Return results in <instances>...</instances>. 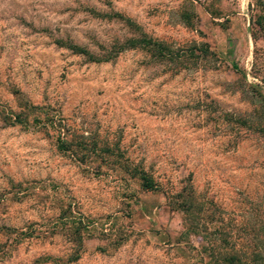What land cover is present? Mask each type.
Listing matches in <instances>:
<instances>
[{
    "label": "rangeland",
    "instance_id": "1",
    "mask_svg": "<svg viewBox=\"0 0 264 264\" xmlns=\"http://www.w3.org/2000/svg\"><path fill=\"white\" fill-rule=\"evenodd\" d=\"M260 12L0 0V264H226L264 249ZM140 33L213 54L179 68L138 47L106 54Z\"/></svg>",
    "mask_w": 264,
    "mask_h": 264
},
{
    "label": "trees",
    "instance_id": "2",
    "mask_svg": "<svg viewBox=\"0 0 264 264\" xmlns=\"http://www.w3.org/2000/svg\"><path fill=\"white\" fill-rule=\"evenodd\" d=\"M256 7L259 6L260 13L254 15L251 18V24L254 26V30L264 33V7L262 0H254ZM131 24V23H130ZM127 47H138L148 51L154 58H165L172 61L174 65L179 68L183 66L187 60L195 62L197 59H204L211 56L213 53L208 49L204 43H193L186 48L170 49L164 42L147 37L145 34L140 33L135 38H128L124 40L116 49L106 51V54L112 55L115 52L120 51ZM73 51L83 54L89 60H99L91 53L82 47L73 46ZM197 51V53H195ZM58 146L63 148V141L58 140ZM136 176L139 179V185L143 189H153L154 183L152 179L144 171H135ZM192 228V226H190ZM261 233V239H264V222L259 227ZM261 241H255L252 243V249L248 252L241 253H229L222 257V261L226 264H264V249H261Z\"/></svg>",
    "mask_w": 264,
    "mask_h": 264
}]
</instances>
